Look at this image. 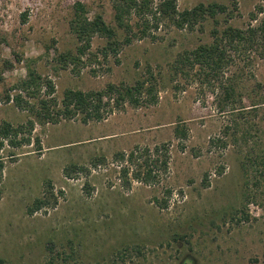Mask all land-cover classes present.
Masks as SVG:
<instances>
[{
  "label": "rangeland",
  "instance_id": "1",
  "mask_svg": "<svg viewBox=\"0 0 264 264\" xmlns=\"http://www.w3.org/2000/svg\"><path fill=\"white\" fill-rule=\"evenodd\" d=\"M73 1L0 0V59L12 62L9 69L0 62V95L31 64L53 81L58 99L67 88L98 90L147 76L154 98L125 102L101 120L35 124L30 143H4L1 264H264V164L252 160L264 155V123L261 110L249 109L254 94H264V59L250 67L262 87L251 90L254 78L244 76L242 119L250 130L239 153L230 141L232 116L228 107L219 109L222 98L213 86L194 71L173 77L169 69L177 53L211 40V19L201 32L161 30V39H133L115 53L104 54L106 40L95 35L78 65L61 68L57 55L77 44L68 26ZM82 1L90 17L100 14L115 27L111 0ZM208 1L229 2L176 3L182 9ZM237 6L229 20L235 26L247 23L257 6L264 17V0H237ZM27 118L11 99L0 100V124ZM177 125L186 128L185 138L175 136ZM224 126H230L226 137ZM160 144L168 148L169 164L159 183L123 186L113 154ZM102 156L105 164L91 165ZM167 188L168 206L161 208L155 198L165 197ZM37 198L49 203L31 213Z\"/></svg>",
  "mask_w": 264,
  "mask_h": 264
},
{
  "label": "trees",
  "instance_id": "2",
  "mask_svg": "<svg viewBox=\"0 0 264 264\" xmlns=\"http://www.w3.org/2000/svg\"><path fill=\"white\" fill-rule=\"evenodd\" d=\"M111 4L115 27L106 23L100 14L90 17L82 0L73 1L68 26L77 44L73 51L68 50L57 55L56 61L60 67L78 65L89 50L95 35L106 40V45L101 48L104 54L106 49L115 53L121 43L129 44L133 39L145 37L153 40L161 39L159 34L161 30L174 28L178 31L201 32L205 22L211 19L212 27L209 30L211 40L177 53L169 69L173 77L187 76L194 71L192 73L197 80L213 86L216 97L222 98L219 109L225 110L228 107V113L232 116L230 124L232 123L233 131L230 134V141L239 153L242 152L241 149L247 143V133L250 130L246 124L248 119L246 121L242 119V111L245 109L244 76H248L249 79L254 78V86L251 90L262 87L259 81H255V76L250 70L254 62L264 59V17L258 18L257 14L261 11V7L257 6V11L249 13L247 23L235 26L229 20L238 13L237 0H229L228 3L199 2L192 7L182 9L178 8L176 0H111ZM221 17L224 21L223 25H221ZM21 60L22 58H17V61ZM0 62L1 69L12 67L10 60L0 59ZM25 69V75L14 80L3 96L0 95V100L11 99L19 109L28 113V118L25 122L17 124L6 120L1 122L0 149L4 143L12 147H21L30 143L35 124L57 123L61 119L75 117L83 123L101 120L113 108L125 102L136 106L144 102L140 100L143 95L148 94L151 99L154 98L152 95L154 81L151 80L152 76H147L136 79L133 84L108 83L98 90L67 88L58 99L55 95L54 83L48 76L39 73L31 64H27ZM10 91H13V94ZM254 96L253 98L251 94L247 95L248 99L253 98L250 100L252 102L249 109L254 113L261 110L260 116L264 123V94H254ZM229 127L224 126L223 136L226 137ZM174 134L178 138H185L186 128L177 125ZM220 141L222 147L227 145L228 140ZM37 142L39 143L38 139ZM37 149H40L39 145ZM3 160L0 156V180ZM112 160L119 167L123 186L128 187L132 180L156 185L161 174L168 170L169 154L165 144L155 145L152 148L136 145L128 151H116ZM252 160L264 164V155L260 157L257 155ZM105 163L106 160L102 156L92 160L91 165L97 167ZM170 194L171 191L167 188L165 197L155 198V202L161 208H166ZM245 197L244 204H248L251 199L249 195ZM44 203L49 202L37 198L29 208L30 212L40 209ZM52 203L54 205L56 200Z\"/></svg>",
  "mask_w": 264,
  "mask_h": 264
}]
</instances>
